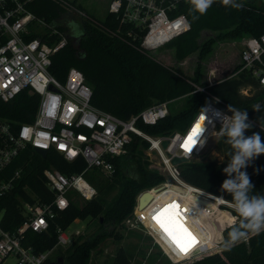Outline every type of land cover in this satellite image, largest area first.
I'll use <instances>...</instances> for the list:
<instances>
[{
	"label": "trees",
	"instance_id": "1",
	"mask_svg": "<svg viewBox=\"0 0 264 264\" xmlns=\"http://www.w3.org/2000/svg\"><path fill=\"white\" fill-rule=\"evenodd\" d=\"M241 2L243 8L235 9L215 0L206 14L199 16L195 21L189 14L190 4L182 5L191 27L165 46L175 48L178 58H184L196 50H199L200 57L204 58L213 51L214 43L218 40H240L248 35L259 37L264 33L263 3L259 0ZM71 3L75 5L76 1L72 0ZM27 8L36 18L44 19L67 36V44L52 57L50 71L59 80L65 81L71 67L80 69L92 88L91 102L96 107L128 119L155 102L169 101V113L166 117L154 124L138 121V126L150 134H168L185 127L192 120L206 100L204 91H194L197 85L207 86L209 91L253 117L259 112L254 110L255 106L264 105V87L249 69L242 70L235 76L216 80L212 84L200 82L198 76L189 77L155 59L135 37L138 29L122 23L113 13L108 12L105 18H98L88 12V17L84 19L68 11L55 0H32L27 3ZM73 21L80 29L79 33L73 28ZM207 30L219 33L216 37L200 42L203 31ZM129 31L132 35L128 34ZM37 35H41L50 43L60 37L58 33L47 37L34 29L27 37ZM238 67L239 64L234 70ZM245 88H254L255 92L244 94L242 90ZM181 97H186L187 101L180 108L173 109L172 102ZM37 104L38 96L24 89L13 99L0 101V117L14 123L31 121ZM253 133H259L264 141L263 129L253 128L245 132V136H251ZM148 146L147 140L135 137L128 146L127 155L113 158L115 170L108 174V182L105 185L89 176V181L98 189L94 197L85 199L86 201L80 204L71 199L70 191L68 206L64 210H56L55 216L49 219L46 230L28 229L22 240L23 245L31 246L35 252L49 250L57 243V228L67 229L76 219L95 218L101 227L106 224L115 226L122 222L133 212L138 193L165 179L163 173L148 167L149 160L144 154V149ZM217 148L229 159L226 154L230 146L223 139L219 141ZM226 166L227 163H219L213 159L187 161L180 164V174L185 181L215 194H223L232 201L230 194L221 191V184L227 178L223 173ZM50 167L66 175H73L84 171L86 162L82 156L67 160L56 150H49L46 156H42L31 146L21 150L6 169V175L10 176L21 168V175L14 181L11 191L0 199V206L5 208L2 220L4 229L13 231L26 219L23 202L38 200L47 203L54 199L55 191L48 185L44 173V170ZM99 171L95 172L102 173ZM242 171L248 174L254 186L253 193H264V154L252 159ZM88 172L89 170L84 172L85 177ZM113 190L115 193L109 196ZM151 193L152 197L142 208L155 199V194ZM166 208L169 206L164 209ZM175 211L177 212V207ZM235 214L238 215L237 212ZM176 219L182 222L177 217ZM238 223L239 221L224 230V241H227L231 228ZM113 232L112 229L86 239H82L81 235L74 236L66 247L58 246L54 251H57V256H51L45 264H61L62 260L58 256L66 260L64 264H90L92 250ZM105 264L133 263L130 254L121 247L113 259L110 262L105 261ZM183 264H264V230L258 234L250 233L247 240L225 247L220 252Z\"/></svg>",
	"mask_w": 264,
	"mask_h": 264
},
{
	"label": "built area",
	"instance_id": "2",
	"mask_svg": "<svg viewBox=\"0 0 264 264\" xmlns=\"http://www.w3.org/2000/svg\"><path fill=\"white\" fill-rule=\"evenodd\" d=\"M30 1L32 0H0V101H9L24 89L38 96L37 109L31 121L14 123L0 117V199L11 191L14 181L21 175L19 168L7 176V167L27 146L42 148L47 152L56 150L67 160L82 156L86 168L73 175H66L52 167L46 168L44 173L48 185L55 191L54 199L47 203L38 200L23 202L27 217L13 231L3 228L5 208L0 206V264L10 254L16 257L13 264H45L58 246L69 245L77 233L68 232L62 227L57 228L56 245L46 251L35 252L31 246L23 245L22 240L28 229L43 231L48 228L49 219L55 216L56 210H64L68 206L70 191H77L85 199L94 197L97 190L85 178L84 172L96 168L111 174L115 170L113 158L125 154L135 137L149 142V150L160 158L166 180L146 189L145 191L155 194V199L144 208H139L138 205L123 223L129 228H141L155 236L174 262H191L212 253L211 250H217L220 241L212 239L208 235L209 231L204 234L200 231L208 227L213 232L218 220L214 206L226 209L233 203L223 194H215L185 181L180 174V164H173L172 158L183 156L189 161L201 156L215 139L211 133L219 131L221 127L215 110L230 116L231 113L227 112L230 103L209 91L207 86L197 85L194 91L205 92L204 106L186 129H175L162 135L150 134L137 123L142 121L154 124L166 117L169 113V101L155 102L128 119L96 107L91 102L92 88L80 69L71 67L65 81L59 80L50 71L52 57L67 44V36L44 19L36 18L27 8ZM55 1L70 11L78 8L69 0ZM188 3L189 0H109L107 10L117 15L122 23L136 27L138 33L135 37L149 52L166 45L190 29V20L182 10V5ZM77 11L79 17H88L85 9L79 8ZM37 20L49 27L50 31L45 34L47 37L58 33L59 39L50 43L41 35L27 37L33 30L32 24ZM128 34L132 35V32L129 31ZM238 42L241 44L239 67L225 78L249 69L264 87V33L259 37L245 36ZM212 83L213 81L209 82ZM200 118L199 135L191 150H187L183 145L197 128ZM246 122L252 125L249 130H264V115H248ZM163 140H168L166 147L162 145ZM219 197L225 200L220 201L217 199ZM206 202L215 205L210 206ZM174 204L177 205V218L198 240L190 245L187 237L183 239L184 250L174 246L154 219L166 206ZM201 220L206 223L203 224ZM212 240L215 245L209 246Z\"/></svg>",
	"mask_w": 264,
	"mask_h": 264
},
{
	"label": "rangeland",
	"instance_id": "3",
	"mask_svg": "<svg viewBox=\"0 0 264 264\" xmlns=\"http://www.w3.org/2000/svg\"><path fill=\"white\" fill-rule=\"evenodd\" d=\"M71 1L72 0H69V2ZM75 1H76V4L74 7L75 8L78 7L77 9L79 8L81 9L83 7V9H85L87 12H89L92 15H95L98 18H105L107 16V13H108L107 7H108L109 0H75ZM77 5H80L81 7ZM77 9L73 8L71 9V12L75 13L78 16ZM71 24L73 28L75 29V31L79 33L80 29L78 28L76 23L73 21L71 22ZM31 27L32 29H34V31L40 32L42 35L48 33L47 31H50L49 27L39 22L38 20L34 22ZM218 33H219L218 31H211V30L203 31L200 37V42H203L206 39H209L210 37H216ZM238 41L239 39L238 40H232V39L218 40L216 43H214L213 51L204 58L200 57L199 50H196L192 52L191 54H188L184 58H178L176 55L175 48L170 47V46H165V45L156 50L149 51V53L152 54L153 57H155V59L159 60L161 63H163L167 67L179 70L189 77L198 76L200 82H210V81L214 82L216 80H220V79H223L229 76L233 72L235 67L240 63L241 44H239ZM197 70H198V73H196ZM250 89L251 88H246L244 89L245 91H242V92L247 95L255 92L254 88H252V90ZM186 101H187L186 97L175 99L172 102V108L176 110L180 108L183 105V103H185ZM258 115L259 116L264 115V105L259 110ZM190 122L191 120L186 124L185 127L181 128L180 130L186 129L187 126L190 124ZM220 140L221 139H216V138L213 139L209 143V145L206 147V149L204 150L201 156L193 160H189L188 162L213 159V160H217L219 163H224V164L227 163L228 161L227 157L217 148ZM128 152H129V148L127 149L126 153L123 154V156L127 155ZM144 154H145V157H147L149 160L148 167L150 169H155L165 174L164 169L161 166L160 158L155 152L149 150V148L147 147L144 149ZM95 171H99V170L90 169L85 178L89 181L88 178L89 176H91L93 178H96L97 181H101L102 185H105L108 182V174L103 173V172L96 173ZM156 185H153L151 187H154ZM146 189H148V187L142 189L138 193L136 197V204L134 207L135 209L138 207V204H139L138 202L139 196ZM114 193H115L114 190L111 191L109 193V196L113 195ZM70 197L76 203L81 204L86 201L85 198L82 197L77 191H72L70 194ZM209 205L213 206L215 204H213L212 202H209ZM214 208H215V216L218 220L216 221V224L213 228V232L208 227L205 228V230L202 232L204 234V232L207 233L209 231L208 235L212 239L217 238V241H220L219 242L220 246L217 248V250H211L212 253L219 251L218 249L221 250L222 248L223 249L225 248L226 241H224L223 232L228 227L237 223L240 218L239 215L235 214L236 211L234 210L233 206H229L226 209H220V208L217 209L216 206H214ZM188 220H190L189 217H188ZM204 220L206 219L204 218ZM123 221L116 224L115 226L113 224L112 225L106 224L105 226L101 227L99 225L98 220L95 218L92 219L91 217H88L86 219H76L68 226L67 231L72 232V233L75 232L77 234H75L74 236L81 235L82 239H86V238H93L96 234L101 233V232H105V231L109 232V231H112V229L114 230L113 234L107 235L99 243V245L95 249L92 250L90 264H105V261L110 262L113 259V257L116 255L118 249L121 247L125 248L127 252L130 254L133 264H165V263L183 264L185 263L184 261L182 263L172 261V259L167 255V253L161 246V244L156 240L157 238L155 236H152L146 230H143L141 228H129L125 223H123ZM178 223L181 224L183 228L186 229V227L184 226L182 222L178 221ZM202 223L204 224L206 223V221H202ZM158 224L161 227L160 223ZM161 229L164 232L165 236H167V238L171 242H173L174 246L177 249H180L181 247L178 246L176 242H174V240L168 235V233H166L162 227ZM174 231L177 233L178 236L181 237V244H182V241H184L183 239H186V237H183L178 229L174 228ZM187 232L190 233L191 237L194 238V241L189 242L190 245H194L198 240L196 239L194 235H192V233L188 229H187ZM212 245H214V240L209 242V246H212ZM56 256H57V251L53 254L52 257L55 258ZM58 257L62 258L61 264H64L66 262V260L62 256H58ZM15 258L16 257L14 254H10L2 264H13L15 261Z\"/></svg>",
	"mask_w": 264,
	"mask_h": 264
},
{
	"label": "clouds",
	"instance_id": "4",
	"mask_svg": "<svg viewBox=\"0 0 264 264\" xmlns=\"http://www.w3.org/2000/svg\"><path fill=\"white\" fill-rule=\"evenodd\" d=\"M215 0H189V14L192 20L199 19V16L206 14ZM222 5L230 8H243L241 0H220ZM198 14V15H197ZM218 100V98H217ZM260 105L254 110L259 111ZM207 111V109H205ZM227 115L220 110H215L216 119L221 123L219 131H213L211 135L216 139H223L230 146L226 154L229 159L227 166L223 168L226 179L221 184V191L231 195L234 210L238 213L239 223L228 232V239L225 247L247 240L249 234H258L264 230V193H253V185L246 171H242L248 163L264 154V141L259 133L245 136L246 130L252 125L248 121V114L235 106H227ZM204 143V142H203ZM203 145V144H202ZM201 145V146H202ZM224 201L223 197L217 198Z\"/></svg>",
	"mask_w": 264,
	"mask_h": 264
},
{
	"label": "snow or ice",
	"instance_id": "5",
	"mask_svg": "<svg viewBox=\"0 0 264 264\" xmlns=\"http://www.w3.org/2000/svg\"><path fill=\"white\" fill-rule=\"evenodd\" d=\"M199 135V125L194 129L192 135L187 138V141L183 145L187 150H191L192 144L195 143L196 137ZM176 205H171L169 208L164 209L160 214H158L154 219L160 223L161 227L166 233L181 247V250H184L183 245L181 244V237L177 235L174 231L178 229L183 237H187L189 241H194V238L191 237V234L187 232V229L183 228L181 224L178 223L176 217L178 213L175 211Z\"/></svg>",
	"mask_w": 264,
	"mask_h": 264
},
{
	"label": "water",
	"instance_id": "6",
	"mask_svg": "<svg viewBox=\"0 0 264 264\" xmlns=\"http://www.w3.org/2000/svg\"><path fill=\"white\" fill-rule=\"evenodd\" d=\"M262 3H263V5H264V0H260ZM167 144H168V140H163V142H162V145L163 146H167ZM35 150L39 153V154H41L42 156H46V154H47V151L45 150V149H42V148H35ZM188 161V159L186 158V157H183V156H174L173 158H172V163L173 164H181V163H183V162H187ZM152 197V193L150 192V191H145V192H143L140 196H139V198H138V202H139V208H142L143 207V205H145L146 203H147V201L150 199ZM209 204V203H208ZM59 259L60 260H62V258L61 257H59Z\"/></svg>",
	"mask_w": 264,
	"mask_h": 264
},
{
	"label": "bare ground",
	"instance_id": "7",
	"mask_svg": "<svg viewBox=\"0 0 264 264\" xmlns=\"http://www.w3.org/2000/svg\"><path fill=\"white\" fill-rule=\"evenodd\" d=\"M201 120H202V118L199 119V121H198V125L201 123ZM156 191H158V190H154V192H156ZM208 203H209V202H208ZM232 206H233V204H232ZM204 230H205V229L202 228V231H200V232L202 233ZM202 234H203V233H202Z\"/></svg>",
	"mask_w": 264,
	"mask_h": 264
},
{
	"label": "crops",
	"instance_id": "8",
	"mask_svg": "<svg viewBox=\"0 0 264 264\" xmlns=\"http://www.w3.org/2000/svg\"><path fill=\"white\" fill-rule=\"evenodd\" d=\"M53 256V255H52Z\"/></svg>",
	"mask_w": 264,
	"mask_h": 264
}]
</instances>
